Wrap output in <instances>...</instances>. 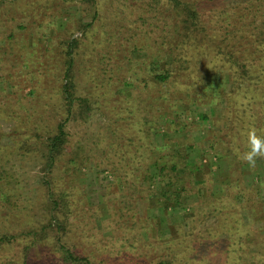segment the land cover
Returning a JSON list of instances; mask_svg holds the SVG:
<instances>
[{"label":"rangeland","instance_id":"rangeland-1","mask_svg":"<svg viewBox=\"0 0 264 264\" xmlns=\"http://www.w3.org/2000/svg\"><path fill=\"white\" fill-rule=\"evenodd\" d=\"M123 1L0 0V238L13 236L0 241V264H58L61 251L53 233L49 228L40 231L50 219L47 180L58 190L65 188L73 203L75 224L65 228L63 242L94 264H155L158 257L152 249L127 240L111 247L104 238L112 227L120 230L133 220L143 228L144 241L181 233L183 244L190 234L207 241L225 238L232 228L229 216L240 218L249 236L255 234L253 228L264 227V156L256 158L254 167L240 159L250 137L264 138L261 65L251 61L250 77L239 87L234 84L240 70L236 64L214 53L208 54V61L205 46L199 55L201 85L187 73L165 86L146 83L152 65L166 66L156 56L168 46L159 45L160 32L152 25L143 27L138 11L115 14V19L127 21L107 16L118 12ZM95 11H100L96 21ZM120 23L133 36L126 40L122 29L125 39L114 45L107 36L116 34ZM70 41L75 57L70 80L75 94L87 97L90 109L84 119L72 116L65 121L61 86ZM133 42L142 50L135 51L127 65L120 54L133 49ZM242 47L235 54L239 60L253 49ZM102 54L115 55L110 68L101 63L102 56L107 58ZM212 73L219 74L220 83L216 95L209 97ZM146 118L149 125L143 126ZM59 123L68 132L69 144L58 167L50 170L46 138ZM72 152L81 155L75 163L69 162ZM154 161L167 167L179 187L185 185L187 197L180 206L167 200L164 189L175 186L167 178L160 180L154 167L152 180L142 178ZM171 164L175 173L168 169ZM124 200L130 205L124 207ZM232 203L238 205L232 212L238 213L228 215ZM121 209L127 215L119 219ZM196 212L200 214L193 226L190 219ZM216 248L209 245L203 254L213 257Z\"/></svg>","mask_w":264,"mask_h":264},{"label":"trees","instance_id":"trees-1","mask_svg":"<svg viewBox=\"0 0 264 264\" xmlns=\"http://www.w3.org/2000/svg\"><path fill=\"white\" fill-rule=\"evenodd\" d=\"M117 8L119 10L118 12L117 10L113 11L114 13L111 16L109 14L107 16L115 19V14H125L127 11H138L139 16L137 19L141 21L143 27L146 28L148 25H152V28L160 32V35L157 37L159 45L168 46L164 52L159 51L157 52V56L155 55L157 58L156 61L164 63L166 66L158 68L152 65L149 69L151 80L145 81L146 83L155 82L158 87L165 86L172 81L173 77L187 73L188 75H195L196 84L201 85L204 77L200 74L202 63H200L199 55L202 54V49L205 46H208L210 51H207V54H205L207 59H209L208 61H212V57H209L208 54L214 53V56L223 55L231 64H236L235 66L240 70H237V77L234 84H237L239 87L250 77L248 65L251 61L258 62L262 70H264V56H262L264 55V0H124L122 4L119 3ZM104 14L105 9L103 7L101 13L103 18ZM98 16H100V11H95L93 20L96 21ZM204 16H206V19ZM152 19L157 22L153 23L151 21ZM116 20L127 21V19H115L114 22ZM124 28V25L120 23L118 25L119 31L116 34L107 36L115 40L113 42L114 45L117 43V40L125 39L124 36H120ZM125 31L127 35L126 40H128L129 37L133 36V32H130L129 29ZM140 33L145 34L149 32L141 30ZM140 33L134 32L135 35ZM104 36H106L105 33ZM244 45H250L253 49L249 50L246 48L251 54H246L245 58L239 60L235 54L245 49L242 47ZM133 47L128 53L120 54V57L122 56L124 63L127 65L132 62L133 53L142 50V46H138L135 42H133ZM73 48V43L70 41L68 52H66V68L63 72V79L66 82L61 86L62 98L67 105V120L65 119V121H68L72 116L84 119L90 109L87 97H81L75 94L73 81L70 80V73L71 69H73L75 59L74 55L72 56ZM113 56L115 55H107V58L104 56L100 58L101 63L105 64L103 65L105 68L109 67L108 65ZM260 74L261 71L258 76ZM219 79L218 73L211 74L209 80L211 89L208 94L209 97L216 95V87H219L220 83ZM241 92L243 93V91ZM197 95H199V92H197ZM147 121H149L147 118L144 119L142 125H149ZM63 123H59L57 131L52 136L46 138V166L50 170L58 167L69 144L68 132L65 130ZM257 135V133H253V136ZM78 156L81 157L77 152H72L69 162L75 163L76 157ZM85 158L87 156H83L84 160ZM152 168L155 171L154 174L160 180L167 178V183L172 187L175 186L174 188L169 187L168 189H164L163 193L166 194L167 200L172 201L174 206H180L184 203L186 200L185 197H187L185 185L182 184L179 187L177 180H173L170 175L168 176L167 167L164 164H158L157 161L152 162L144 170L145 172H142V178L144 180H152L154 175ZM168 169L172 173H175L176 165L171 164ZM47 184L51 195V206H49L51 207L49 208L50 219L46 224H41L42 228L40 231L47 233V228H49L48 230L53 233L56 249L61 251L58 264H94L92 262L93 259L89 258V256L78 254L63 242L62 236L64 234L62 233H65V228L68 225L72 226L75 224L73 216L74 208H72L73 203L70 198H67L68 193L65 191V188L58 190L57 187L52 185V181L50 180H47ZM200 195L198 194L199 198ZM123 205L127 207L130 205V202L124 200ZM123 205L121 204L122 208ZM229 206L226 208V210L228 208L231 209L230 212L228 210L226 211L228 215L238 213V211L232 212V208H237L238 205L232 203ZM58 212L61 214L59 215ZM94 214L97 215L94 212L91 215L94 216ZM199 214L200 212H196L194 214L195 216L190 219L193 226L197 222L196 215L198 216ZM126 215L124 209L116 213L119 219L126 217ZM128 216L129 218H135V214L131 216L128 214ZM77 219L80 220V217H77ZM129 223L131 225L125 224L122 226L123 228L118 225L121 227L120 230L123 229V231L112 227L109 229V234H106L104 238L111 242V247L116 246V242L127 240L132 246L138 245L139 248H145L148 251L152 249L151 251L157 253L156 255L158 257L155 264H264V231L261 230L264 227L259 226L260 229L259 227L253 228L255 234L249 236L247 228L240 227L242 224L240 218L233 219L230 216L228 217L227 223L232 228L223 239L214 238V240L207 241L204 240V237H198V234L193 236L190 234L191 237L185 240L184 244L178 239L181 233H179L178 237L168 240L156 239V242L144 241L143 234L141 235L143 228L141 227L140 229L136 226L137 223L135 220ZM204 228L203 231L209 232V228L207 230ZM195 231H198V229ZM33 232L37 234L36 231ZM33 232L30 233L32 236L34 235ZM40 234L44 237L42 233ZM10 238H13V236H1L0 241L6 239L9 241ZM190 243L191 246L188 245ZM209 245L219 247L213 251V257H207L203 254L209 250ZM102 252L104 251L102 250ZM11 263L23 264L22 261L18 263L17 261H11Z\"/></svg>","mask_w":264,"mask_h":264},{"label":"clouds","instance_id":"clouds-1","mask_svg":"<svg viewBox=\"0 0 264 264\" xmlns=\"http://www.w3.org/2000/svg\"><path fill=\"white\" fill-rule=\"evenodd\" d=\"M248 151L244 152L240 159L246 161L250 166L254 167L256 158L264 156V138L262 137H250L248 139Z\"/></svg>","mask_w":264,"mask_h":264}]
</instances>
